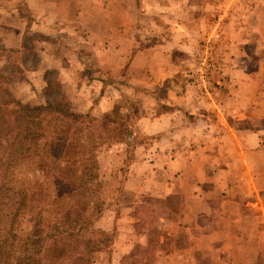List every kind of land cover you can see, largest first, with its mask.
Masks as SVG:
<instances>
[{
  "label": "crops",
  "instance_id": "0c3cea01",
  "mask_svg": "<svg viewBox=\"0 0 264 264\" xmlns=\"http://www.w3.org/2000/svg\"><path fill=\"white\" fill-rule=\"evenodd\" d=\"M150 1L0 0V40L7 49H20L28 30L52 39L58 51L43 56L42 69L38 66L31 70L41 79L42 88L46 70H56L58 80L64 83L76 67L74 63L82 62L89 73L86 81L75 84L89 86L86 93L94 95L92 102L99 99L107 103L108 90L121 85L140 88L150 95L144 105L150 111V117L143 118L149 129L146 134L164 135V146L151 148L149 154L157 157L166 152L168 156L173 149L171 153L181 159L177 164L170 161L171 169L153 167L151 172L170 176L184 171V205L201 207L186 220L196 229L186 233L188 243L180 250L162 254V260L164 264H200L197 254L205 252L216 253L219 260L239 253L234 243L242 237L237 228L242 206L259 209L264 221V197L260 196L264 190V56L249 58L247 54L254 40L264 43V22L257 21L264 7L251 8L250 13L257 15L255 28L251 24L241 38H230L229 50L218 62L221 72L207 92L193 86L189 73L194 67L191 55L198 40L195 35L205 23L207 9L188 6L185 0H157L153 6ZM23 7L27 17L22 15ZM166 14L182 18L164 23ZM254 30L258 35L253 36ZM163 85L165 98L159 102L156 90ZM70 98L74 100L75 95ZM178 142L184 145L177 148ZM235 157L242 164L238 172L243 180H232V174L237 173L232 165ZM132 175L135 177L128 182L138 180L136 193H172V182L159 185L140 178L142 173L140 177ZM208 182H213L210 189L221 195L215 204L206 193ZM237 189H248L254 196L242 202L232 194ZM211 211L216 213L212 216Z\"/></svg>",
  "mask_w": 264,
  "mask_h": 264
},
{
  "label": "rangeland",
  "instance_id": "374dc122",
  "mask_svg": "<svg viewBox=\"0 0 264 264\" xmlns=\"http://www.w3.org/2000/svg\"><path fill=\"white\" fill-rule=\"evenodd\" d=\"M149 1L144 0L147 3ZM156 2L158 1L151 0L149 5L153 6ZM185 2L188 6L207 9L205 10L207 12L205 23L195 35L198 40L191 55L194 67L189 73L194 87L198 89L200 87L209 92L213 87L214 79L217 80V74L221 72L219 63L226 51L229 50L230 38H241L251 24L255 28L254 20L257 15L251 14L250 11L254 7H264V0H185ZM2 5L0 4V6ZM25 11L26 8H21L22 15L27 17ZM181 16L166 14L162 22L178 21L182 18ZM262 17H264V13L263 15L258 14L257 21L264 22ZM95 18L96 15L92 19L95 20ZM216 32L219 34L217 39L214 38ZM252 33L253 36L258 35L255 30ZM44 37L46 36L41 38L40 35L25 34L20 49H7L0 40V70L3 65L9 64L18 73V80L13 82L5 80V76L0 75V96L3 95V98H12L31 105L43 102L42 89L45 85L42 88L41 79L32 75L31 70L35 68V65L39 66V70L42 69L43 56L54 54L55 49L58 51V48L53 45L52 39ZM65 45L66 52L68 50L69 53L70 47L67 42ZM43 51H45V55H43ZM247 54L249 58H255L258 54L264 56V43L254 40L253 47L247 51ZM205 57H209V62L211 61L217 67L215 69L209 67L210 63L202 67L201 63ZM23 63L25 67L22 65ZM79 64L74 63L78 68L76 70V67H73L70 70L71 76L70 78L66 77L64 83L60 82L61 80L58 81L70 101L73 111L87 115L88 120L94 126L104 128L102 131L104 141L97 152L104 210L94 220L93 226L97 231L104 232L113 238L110 247L92 254V264H164L162 254L167 255L174 250L183 248L188 243L186 233L196 231L193 226L186 223V220L190 219L194 209L201 207L184 205V188L183 186L181 188V183L182 185L187 184L184 171L178 170L177 173L168 176L161 172L153 173L154 171L151 172V170L153 167H159V169L163 167L164 170L171 169L170 161L177 164L181 162V159L179 161L178 156L171 153L173 149L168 156L166 152L157 157H154L152 153L149 154L151 148L158 149L159 146H164L162 143L164 135L146 134L149 129L145 126L143 118L150 117V111L144 106L149 103L150 95L148 93L140 88L132 89L127 85H121L120 88L114 86L108 90L107 94L110 96L108 97L110 100L107 103L100 102L99 99L92 102L91 98L94 95L86 93L89 86L86 85L82 88L75 84L81 79L86 81L85 77L89 73L84 66L85 63L79 62ZM43 65L46 66V62H43ZM200 68L207 74L205 82H202L199 77ZM125 71L122 73L123 76ZM69 81L72 83L71 85H68ZM112 83L113 81L110 85ZM122 83L124 84V82ZM165 87L166 85H163L156 90L160 97L159 102L165 98ZM76 89L77 93H75ZM4 91L8 94L5 95ZM71 95H75L76 100L70 98ZM92 103L95 104L90 106ZM163 110L156 111L163 112ZM185 144L187 143L185 142ZM182 145L184 143L178 142L176 146L179 148ZM159 163H164V166L157 165ZM232 165L235 172L237 171L232 174V180H243V174L238 172L242 167L241 162L235 157V162ZM175 168L173 167L172 170ZM140 169L142 172H139ZM132 173L139 177L142 173L140 178H144L150 183L151 180L158 182L159 185L172 182V193L156 195L152 194L151 190L143 194L136 193L134 187L138 180L128 182L131 177H135ZM212 184L213 182H208L205 187L208 189L206 191L208 197L215 204L221 195L210 189ZM152 187L154 188V186ZM232 194L242 202L250 200L254 196L248 189H237ZM260 196L264 197V190ZM213 208H216L215 205ZM240 212L242 217L237 228L241 229L242 237H239L234 243L237 244L236 249L239 250V253L226 255L219 260L216 253H198L197 261L200 264H264V221H261V211L257 208L242 206ZM215 213L211 211L210 215L213 216ZM161 239L162 243H160Z\"/></svg>",
  "mask_w": 264,
  "mask_h": 264
},
{
  "label": "trees",
  "instance_id": "16d2710c",
  "mask_svg": "<svg viewBox=\"0 0 264 264\" xmlns=\"http://www.w3.org/2000/svg\"><path fill=\"white\" fill-rule=\"evenodd\" d=\"M0 75L18 80L9 64ZM43 80L38 105L0 96V264H92L113 241L93 226L104 128L73 111L56 70Z\"/></svg>",
  "mask_w": 264,
  "mask_h": 264
},
{
  "label": "built area",
  "instance_id": "2783aa9c",
  "mask_svg": "<svg viewBox=\"0 0 264 264\" xmlns=\"http://www.w3.org/2000/svg\"><path fill=\"white\" fill-rule=\"evenodd\" d=\"M214 38H216V39L219 38V34L217 32L215 33ZM208 44H209V42H208ZM209 60H210L209 57H205L201 63L202 67H204L207 63H210V65L208 64L209 67L215 69L217 66L214 63H212L211 61L209 62ZM200 72L201 73H200L199 77H200L202 82H205L207 80V74L201 68H200Z\"/></svg>",
  "mask_w": 264,
  "mask_h": 264
}]
</instances>
